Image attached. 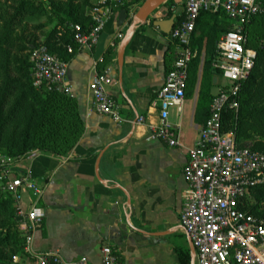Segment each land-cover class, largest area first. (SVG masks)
I'll use <instances>...</instances> for the list:
<instances>
[{"label": "crops", "instance_id": "0c3cea01", "mask_svg": "<svg viewBox=\"0 0 264 264\" xmlns=\"http://www.w3.org/2000/svg\"><path fill=\"white\" fill-rule=\"evenodd\" d=\"M185 1L168 0L145 23L129 18L120 27L115 15L95 48H76L71 55L68 95L77 101L84 135L66 156L29 151L20 171L15 170L30 172L45 188L39 206L46 217L34 239L35 253L58 251L68 261L85 257L89 264H100L101 248L109 245L118 252L120 264H181V257L195 264V249L180 214L188 187L183 168L203 127L195 122L198 90L186 98L180 115L173 111L169 117L178 126L180 145L171 148L148 140L163 125L156 98L175 59L169 23L158 28L154 22L179 19ZM108 50L109 62L102 65ZM96 64L112 79L108 92L121 107L124 125L93 108ZM219 83L217 79L215 86ZM143 116L145 122L136 123ZM20 205L30 210L28 193H22ZM15 258L17 264H35L25 254Z\"/></svg>", "mask_w": 264, "mask_h": 264}, {"label": "built area", "instance_id": "2783aa9c", "mask_svg": "<svg viewBox=\"0 0 264 264\" xmlns=\"http://www.w3.org/2000/svg\"><path fill=\"white\" fill-rule=\"evenodd\" d=\"M91 5L89 30L76 24L69 26L81 50L95 48L109 21L120 11L125 10L133 19L141 6L133 4V0H91ZM202 12L221 13V19L229 21L231 29L218 40L213 61V67L221 74L219 81L225 83H219L210 117L195 147L188 150V163L183 168L188 187L180 221L195 249V264H264V219L245 209L252 191L264 184V153L239 147L235 133L223 131L224 114H238L241 92L255 67L257 52L248 46V25L264 13V0L185 1L183 15L174 21L169 38L175 59L156 98L163 125L151 131L148 140H160L171 148L180 145L178 126H172L169 117L173 111L180 115L186 102L188 73L195 57L192 36ZM117 38L121 40L123 36ZM67 51L74 54L72 46ZM30 63L34 88L47 93H71L67 82L69 61L40 46L33 49ZM111 83L109 73L100 72L96 64L92 78L93 108L96 114L124 125L127 120L121 107L108 92ZM144 122V116L136 121ZM23 158L0 155V192L15 203L25 255L32 257L35 264H89L85 257L68 261L58 251L34 252L35 236L46 217L39 206L45 188L30 172L16 174ZM23 192L31 200V208L26 212L20 205ZM100 264H120L118 252L104 245Z\"/></svg>", "mask_w": 264, "mask_h": 264}, {"label": "trees", "instance_id": "16d2710c", "mask_svg": "<svg viewBox=\"0 0 264 264\" xmlns=\"http://www.w3.org/2000/svg\"><path fill=\"white\" fill-rule=\"evenodd\" d=\"M136 3L143 5L145 0H133ZM91 7V0H0V150L6 156L21 158L33 150L66 156L82 139L85 123L77 101L66 94L34 88L30 57L34 48L46 46L51 54L69 61L73 54L67 47L77 48L69 26L89 30ZM221 16L202 12L192 36L195 57L189 68L186 98L198 90L195 122L201 126L209 119L216 96L214 80L221 78L213 67L216 45L231 29ZM247 36L248 46L257 52L255 67L241 92L238 114H224L223 131L234 132L239 147L251 148L248 144L253 143V151L264 153V13L252 19ZM110 54L108 50L102 65L109 62ZM0 194V264H14L15 257L25 254L24 238L14 221L13 199ZM252 194L257 203L245 209L264 219V184ZM180 263L190 261L181 257Z\"/></svg>", "mask_w": 264, "mask_h": 264}, {"label": "water", "instance_id": "95a60500", "mask_svg": "<svg viewBox=\"0 0 264 264\" xmlns=\"http://www.w3.org/2000/svg\"><path fill=\"white\" fill-rule=\"evenodd\" d=\"M167 1L168 0H146L145 3L138 9L137 13L135 14L134 22L145 23L148 20V18L155 12V10ZM128 20H129V16L127 12L125 10L120 11L119 26L122 27ZM163 23H169L171 30L174 26V18L171 19L169 22H154V25L158 28H162L164 25ZM170 30L165 31V33L169 34ZM127 45H128V39L123 41L121 45L120 59L122 58V55ZM216 83H217V79L214 80V85H216Z\"/></svg>", "mask_w": 264, "mask_h": 264}, {"label": "rangeland", "instance_id": "374dc122", "mask_svg": "<svg viewBox=\"0 0 264 264\" xmlns=\"http://www.w3.org/2000/svg\"><path fill=\"white\" fill-rule=\"evenodd\" d=\"M63 27V26H62ZM64 28H65V26H64ZM47 32V31H46ZM43 40H41L40 41V43L41 44H43ZM202 61H203V56H202ZM202 66V65H201ZM199 77H201V73H199ZM221 84H223V83H225L224 81H221L220 82ZM220 91V86L218 87H215V88H213V93L214 94H217L218 92ZM248 147H253V143H249L248 144ZM0 155H6V152L4 151V150H0ZM25 156V155H24ZM23 156V157H24ZM23 157H21V158H23ZM0 177H1V175H0ZM2 181H0V183H1ZM0 196H1V194H0ZM256 198H257V196L256 195H254V194H251V197L249 198V200H248V205H250V206H253V205H256V203H257V201H256ZM264 203H262L261 204V206L263 207L264 205H263ZM15 208H16V206H15ZM14 221H15V223H16V226H17V231L21 234V236H22V232H21V227H20V223H19V221H18V218H17V215H16V211H15V215H14ZM23 237V236H22Z\"/></svg>", "mask_w": 264, "mask_h": 264}]
</instances>
